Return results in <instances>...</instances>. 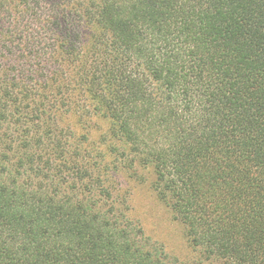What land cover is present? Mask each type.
<instances>
[{
  "label": "trees",
  "instance_id": "obj_1",
  "mask_svg": "<svg viewBox=\"0 0 264 264\" xmlns=\"http://www.w3.org/2000/svg\"><path fill=\"white\" fill-rule=\"evenodd\" d=\"M0 264H264V0H0Z\"/></svg>",
  "mask_w": 264,
  "mask_h": 264
},
{
  "label": "rangeland",
  "instance_id": "obj_2",
  "mask_svg": "<svg viewBox=\"0 0 264 264\" xmlns=\"http://www.w3.org/2000/svg\"><path fill=\"white\" fill-rule=\"evenodd\" d=\"M149 185V182L127 184L128 215L138 222L145 236L160 245L168 256L180 263L188 262L194 255L182 226L174 222L166 208L157 202Z\"/></svg>",
  "mask_w": 264,
  "mask_h": 264
}]
</instances>
